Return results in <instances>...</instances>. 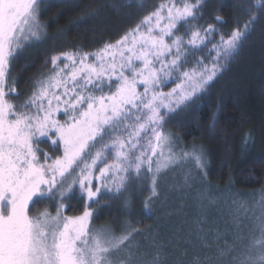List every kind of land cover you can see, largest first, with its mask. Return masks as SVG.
Segmentation results:
<instances>
[{
  "label": "snow or ice",
  "instance_id": "6c2138e0",
  "mask_svg": "<svg viewBox=\"0 0 264 264\" xmlns=\"http://www.w3.org/2000/svg\"><path fill=\"white\" fill-rule=\"evenodd\" d=\"M39 3L0 0V264H131L136 230L120 236L107 228L94 230L90 205L99 204L105 194H121L130 175L142 172L150 178L153 197L158 195L157 177L178 159L163 131L165 116L210 86L222 70L221 61H230L238 51L249 24L227 39L221 35L218 44L209 38L220 34L213 25L187 28L185 39L179 30L197 19L204 0H167L115 44L93 53L53 56L52 72L37 82L27 101L15 105L9 96L18 94L11 87L5 90L8 68L24 42L39 39ZM209 44L210 63L199 58L186 68L192 53ZM169 83L176 86L164 92ZM40 138L62 144L63 155L52 159L43 153L41 162ZM182 155L203 166L201 155ZM74 190L89 207L82 215L67 216L63 201ZM47 201H53L55 215L47 210L31 214ZM257 219L259 238L240 251L236 242L224 240L217 247L219 259L264 264V215ZM153 264H160L158 253ZM194 264H200L198 258Z\"/></svg>",
  "mask_w": 264,
  "mask_h": 264
},
{
  "label": "trees",
  "instance_id": "16d2710c",
  "mask_svg": "<svg viewBox=\"0 0 264 264\" xmlns=\"http://www.w3.org/2000/svg\"><path fill=\"white\" fill-rule=\"evenodd\" d=\"M165 2L167 0H40L42 34L39 39L23 44L9 64L5 90L11 87L18 94L10 95V102L21 105L29 99L37 82L52 72L53 56L93 53L106 44H115L145 15ZM252 17L255 21L249 23ZM245 23L249 24L247 35L233 58L221 61L222 70L210 86L186 107L167 116L164 124L166 130L183 143L203 147L209 159L206 175L211 184L241 192L264 186V0H204L197 19L181 27L178 33L186 35L187 28L203 30L213 25L220 34L214 33L209 38L218 44L221 35L227 39L238 27L244 31ZM211 47L209 44L207 49L193 52L186 68H191L199 58L210 63ZM57 118L61 123L65 120L63 114ZM37 147L42 150L40 155L56 156L62 145L56 147L48 138H40ZM115 196L105 194L99 204L90 205L93 227L101 229L104 225L119 234L125 227H145L152 221L142 202L135 205L136 210L116 205L108 207ZM64 204V214L68 216L81 214L87 207L86 199L78 190H74L73 197L65 199ZM103 208L106 213H101ZM45 210L51 214L56 212L53 201L38 205L31 214L38 215ZM139 249L145 260L153 249V257L158 253L161 264H194L197 258L203 264L207 256L218 255L217 247L213 248V253L212 249L204 247ZM229 260L230 257H226L218 264H229Z\"/></svg>",
  "mask_w": 264,
  "mask_h": 264
},
{
  "label": "rangeland",
  "instance_id": "374dc122",
  "mask_svg": "<svg viewBox=\"0 0 264 264\" xmlns=\"http://www.w3.org/2000/svg\"><path fill=\"white\" fill-rule=\"evenodd\" d=\"M39 22L43 27L40 17ZM41 32L39 36L42 34ZM184 36L187 39V35ZM32 39L34 38H30L23 44ZM175 86V83H169L163 87V91L169 92ZM180 108H176L171 114ZM167 116H165V121ZM163 131L170 136L172 149L178 159L175 164L163 170L157 177L156 191L158 195L153 197L150 178L142 172L139 177L130 175L126 190L116 195L113 198V203L108 205V207L116 205L122 206L123 209L136 210L135 205L142 202L144 209L147 208V213L153 218L152 221L148 222L145 227L129 229L125 227V230L118 232L119 234H115L113 229L101 225V229H110L116 236L124 234L125 231L136 230L133 233L131 264H153L155 251L150 249L152 254L145 260L139 251L140 247H204L208 250L212 249L213 253V248L223 247L224 240H226L228 244L236 242L237 250L240 251L251 241L259 238L260 233L255 225L258 222L257 218L264 215V186L260 189L241 192L211 184L206 175L209 159L206 151H203V147L197 144L183 143L167 131L165 126ZM183 153L201 155L203 166H197L193 159L185 158ZM38 155L40 154L38 153ZM62 155L63 145L58 155L49 157L57 159ZM41 162H43V155H41ZM86 202L89 207V202L87 200ZM238 206L239 220L236 217ZM104 209L103 211L101 209V213H106ZM90 210L93 212L91 206ZM82 213L75 216L82 215ZM124 225L126 226L125 222ZM90 227L99 230L93 227L92 223H90ZM217 234L223 237V240L218 243L216 241ZM126 254L127 250L119 255ZM220 260L218 255L214 258L207 256L203 264H218Z\"/></svg>",
  "mask_w": 264,
  "mask_h": 264
}]
</instances>
